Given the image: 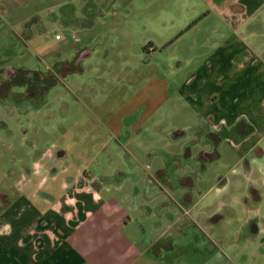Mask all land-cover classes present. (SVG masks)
I'll return each instance as SVG.
<instances>
[{
	"label": "crops",
	"instance_id": "0c3cea01",
	"mask_svg": "<svg viewBox=\"0 0 264 264\" xmlns=\"http://www.w3.org/2000/svg\"><path fill=\"white\" fill-rule=\"evenodd\" d=\"M56 6L82 34L66 144L0 190V264H264V0H0V31L52 37Z\"/></svg>",
	"mask_w": 264,
	"mask_h": 264
},
{
	"label": "rangeland",
	"instance_id": "374dc122",
	"mask_svg": "<svg viewBox=\"0 0 264 264\" xmlns=\"http://www.w3.org/2000/svg\"><path fill=\"white\" fill-rule=\"evenodd\" d=\"M66 9L71 13L78 11L73 6ZM63 10L62 6L52 9L53 22L47 25L52 37L43 34L46 32L43 23L38 24L41 32L35 31L31 36H24L26 39L18 37L23 31L18 24V30L15 29L18 33L6 24L0 31V77L6 75L9 78L0 85V190L5 194L21 193L28 183L24 181L31 175L33 161L48 149L58 153L66 144L62 128L68 122L66 115L69 106L63 102L62 96L69 92L65 85L69 75L75 74L78 78L81 74L75 61L77 53L73 55V51L79 48L82 34L64 28ZM126 13L124 11L121 14ZM174 22L175 18L169 17L165 35L162 32L151 33V37L145 38L138 50H142L149 60L153 55L159 56L161 61L173 56L181 44L180 40H175L176 34L170 32ZM56 31L64 34L63 39L56 40L53 37ZM70 52L72 54L69 55ZM68 55L71 62L64 63ZM10 67L17 69L16 74L11 72ZM35 71L43 77L55 78V82L35 86L36 89L31 84L26 85L24 81ZM33 90L35 96L29 93ZM47 98L49 102L44 105ZM80 137L77 136L78 139ZM69 153L68 160H79L76 156L78 152ZM90 154L94 155L95 151ZM118 169L128 170L124 166Z\"/></svg>",
	"mask_w": 264,
	"mask_h": 264
},
{
	"label": "trees",
	"instance_id": "16d2710c",
	"mask_svg": "<svg viewBox=\"0 0 264 264\" xmlns=\"http://www.w3.org/2000/svg\"><path fill=\"white\" fill-rule=\"evenodd\" d=\"M196 21V20H195ZM27 81L31 82V83H37L40 86H45L46 83H48V85H51L55 82V78L49 77V76H41L39 72L35 71L33 72L31 77L26 78ZM45 83V84H44ZM47 85V86H48Z\"/></svg>",
	"mask_w": 264,
	"mask_h": 264
},
{
	"label": "built area",
	"instance_id": "2783aa9c",
	"mask_svg": "<svg viewBox=\"0 0 264 264\" xmlns=\"http://www.w3.org/2000/svg\"><path fill=\"white\" fill-rule=\"evenodd\" d=\"M61 36H62V34L59 33V32H57V33L55 34V37H56V38H61Z\"/></svg>",
	"mask_w": 264,
	"mask_h": 264
}]
</instances>
